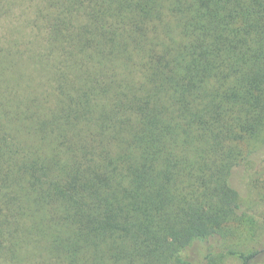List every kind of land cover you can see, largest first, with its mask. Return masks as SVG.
Masks as SVG:
<instances>
[{"label":"trees","instance_id":"16d2710c","mask_svg":"<svg viewBox=\"0 0 264 264\" xmlns=\"http://www.w3.org/2000/svg\"><path fill=\"white\" fill-rule=\"evenodd\" d=\"M4 17L0 264H219L264 152V0H0Z\"/></svg>","mask_w":264,"mask_h":264},{"label":"rangeland","instance_id":"374dc122","mask_svg":"<svg viewBox=\"0 0 264 264\" xmlns=\"http://www.w3.org/2000/svg\"><path fill=\"white\" fill-rule=\"evenodd\" d=\"M31 5L17 6L16 16H21L22 9L26 10ZM11 22L7 17L1 20L0 26H4V32L12 28ZM245 170L246 180L240 181L242 210L239 216L236 215L234 227L232 225L236 237L222 244L219 250L210 249L214 251L219 264H242L241 253L250 254L264 247V152L247 164ZM261 254L256 264H264V252Z\"/></svg>","mask_w":264,"mask_h":264}]
</instances>
